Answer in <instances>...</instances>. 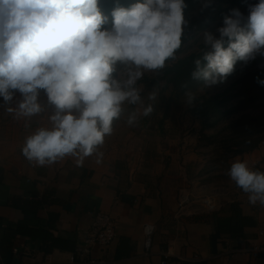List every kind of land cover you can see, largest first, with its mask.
Here are the masks:
<instances>
[{
    "label": "clouds",
    "instance_id": "obj_1",
    "mask_svg": "<svg viewBox=\"0 0 264 264\" xmlns=\"http://www.w3.org/2000/svg\"><path fill=\"white\" fill-rule=\"evenodd\" d=\"M100 0H0V107L17 117L30 118L43 111L41 90L54 107L51 128H39L28 136L22 154L44 167L66 156L77 165L94 153L113 131L125 103L142 104L137 86L145 70H158L173 58L182 44L187 25L185 0H142L128 8L117 5L112 22ZM211 6L205 0L203 9ZM205 51L194 60L192 80L205 86L224 82L237 62L247 67L264 58V0L223 16L216 32L203 33ZM227 45V46H225ZM118 65L122 69H118ZM264 69V64L258 65ZM264 86V79L256 77ZM19 94V96H17ZM156 92L149 100L156 99ZM193 104L195 94L185 93ZM15 101L16 106L12 107ZM153 111L152 104L143 116ZM138 114L127 123L138 122ZM227 175L247 194L251 205L264 206V172L236 158Z\"/></svg>",
    "mask_w": 264,
    "mask_h": 264
},
{
    "label": "crops",
    "instance_id": "obj_2",
    "mask_svg": "<svg viewBox=\"0 0 264 264\" xmlns=\"http://www.w3.org/2000/svg\"><path fill=\"white\" fill-rule=\"evenodd\" d=\"M39 102L43 111L30 118L7 108L0 111V264H71L68 256L85 237L89 208L108 213L117 223L113 243L93 250L114 264H161L163 247L190 264H264V252L248 250L264 242V206L251 205L230 178L221 189L213 184L197 189L191 168L200 170L203 164L193 148L182 158L173 152L164 162L140 143L126 144L125 136L120 144L99 146L100 163L95 153L82 165L71 155L44 167L29 162L22 154L26 138L52 126L44 94ZM169 139L173 136L164 140ZM164 142L166 149L173 148ZM236 158L264 172V140L229 163ZM181 196L188 200L179 208ZM233 201L251 219L244 240L223 236L211 244L210 213ZM146 227H151L148 250Z\"/></svg>",
    "mask_w": 264,
    "mask_h": 264
},
{
    "label": "trees",
    "instance_id": "obj_3",
    "mask_svg": "<svg viewBox=\"0 0 264 264\" xmlns=\"http://www.w3.org/2000/svg\"><path fill=\"white\" fill-rule=\"evenodd\" d=\"M185 2L188 5L186 13L195 1ZM213 2L211 0V5ZM117 5L127 8L129 0H104V14L111 17ZM183 40L184 33L182 43ZM205 50L204 45H200L198 50L180 56L181 47L177 49L174 57L166 60L165 66L157 70L153 79L143 76L141 96H145L152 87H157L166 107L173 101L185 104L188 111L200 120L201 140L206 145L213 144L215 153H218L212 163L220 162L223 168H227L230 158L253 150L264 140V86L256 82L257 76L264 79V69L256 65L236 69V65L235 71L238 70L239 75L233 77L231 74L222 83L205 86L203 80L191 78L195 68L194 60L200 58ZM200 88H204V91L199 92ZM188 91L195 94L192 105L186 102L185 93ZM257 110L258 113L254 114ZM209 128L213 129V133L204 132ZM160 132L162 134L163 131ZM219 150H222L220 154ZM210 218L213 225L209 236L211 244L223 236L239 243L244 240V228L251 224L250 217L243 215L238 203L234 201L212 211Z\"/></svg>",
    "mask_w": 264,
    "mask_h": 264
},
{
    "label": "rangeland",
    "instance_id": "obj_4",
    "mask_svg": "<svg viewBox=\"0 0 264 264\" xmlns=\"http://www.w3.org/2000/svg\"><path fill=\"white\" fill-rule=\"evenodd\" d=\"M193 1H195L194 4H192L185 13L187 25L183 32L184 40L179 53L180 56L186 55L193 50H198L200 45H204L203 33L205 31L215 33L216 29L223 25V16L229 14L230 10L239 9L245 16H247L248 5L259 2V0H214L210 7L203 9L202 5L205 3V0ZM103 2L104 0H100L99 6L104 13ZM137 2H142V0H129L128 7ZM111 22L112 17H109V25ZM260 64H264V58L258 57L248 66H258ZM236 65H238L236 69L242 68L241 62H237ZM118 69H122V66L118 65ZM239 74L238 70L234 71L233 77ZM156 75L157 70H145L144 77L153 79ZM162 84L163 81L161 82V85ZM137 86L142 87L143 89L144 81H138ZM203 91L204 88H200L199 92ZM152 92H156L157 94L155 100H149V94ZM165 92L168 93L167 89ZM41 94H44L43 90H41ZM142 99V104L138 103L136 105H129L125 103L121 117L113 121V131L111 135H106L104 144L110 142L120 144L124 142L126 136V144L140 143L141 145H144L145 148H148L151 153L161 157L164 162H167L168 159L171 158L173 152L177 157L182 158V155L186 153L187 150L193 148V151L203 164V167L200 170H197L196 166L191 168L192 177L199 180L196 184L198 186L196 187L197 189L206 184H213L214 187L221 189L226 184L227 180L229 182V177L227 175L230 167L229 160L227 161V168H223V165H221L220 162L212 163L215 155L218 153H215L213 144L206 145L205 142L201 140L199 137L201 131L200 120L188 111L185 104L173 101L169 103L168 107H166L157 87H152ZM0 102H2V98H0ZM148 104H152L153 111L150 115L143 116V109ZM7 106L8 105H4L3 107H0V111L7 108ZM47 107L51 112L54 111L52 105L47 104ZM164 109L167 110L165 111ZM258 111L259 110L254 111L253 113L256 114ZM133 112L138 114L139 119L135 125L129 126L127 120L129 115ZM218 127L219 126L216 128ZM160 130L163 131L162 134ZM204 132L211 134L213 133V129L209 128ZM167 135L173 136V139L164 140L167 138ZM164 141H169V145L173 146V148L170 150L166 149ZM194 141H196L195 145L190 146L189 143H193ZM164 149L166 151L165 155ZM221 151L222 150L218 151L219 154ZM197 189L196 191L199 192Z\"/></svg>",
    "mask_w": 264,
    "mask_h": 264
},
{
    "label": "built area",
    "instance_id": "obj_5",
    "mask_svg": "<svg viewBox=\"0 0 264 264\" xmlns=\"http://www.w3.org/2000/svg\"><path fill=\"white\" fill-rule=\"evenodd\" d=\"M187 198L181 196L178 204L182 208L186 203ZM89 224L84 229V239L81 243L74 246L69 253V262L71 264H114L113 261L106 257L97 256L93 253L95 247H108L115 239L116 235V221L108 213L89 208L85 211ZM151 227H146L145 248L148 250L151 246ZM262 229L258 234H262ZM248 250L252 253L258 254L264 252V242H257L251 245ZM234 252L230 254L233 255ZM161 264H190L189 259L182 255H177L171 252V248H162L160 250Z\"/></svg>",
    "mask_w": 264,
    "mask_h": 264
},
{
    "label": "bare ground",
    "instance_id": "obj_6",
    "mask_svg": "<svg viewBox=\"0 0 264 264\" xmlns=\"http://www.w3.org/2000/svg\"><path fill=\"white\" fill-rule=\"evenodd\" d=\"M207 204H209V202H207Z\"/></svg>",
    "mask_w": 264,
    "mask_h": 264
}]
</instances>
